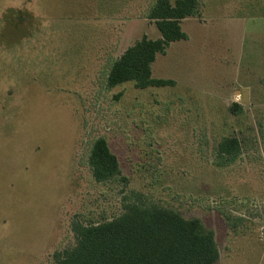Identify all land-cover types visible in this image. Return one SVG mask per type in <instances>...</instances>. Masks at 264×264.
Instances as JSON below:
<instances>
[{
  "label": "rangeland",
  "instance_id": "rangeland-1",
  "mask_svg": "<svg viewBox=\"0 0 264 264\" xmlns=\"http://www.w3.org/2000/svg\"><path fill=\"white\" fill-rule=\"evenodd\" d=\"M154 1L0 0V264H56L73 220H111L138 197L213 231L217 264H264V0L238 21L202 1L151 65L174 86L109 88L114 60L161 38ZM226 137L242 152L220 167ZM98 138L122 178L95 181Z\"/></svg>",
  "mask_w": 264,
  "mask_h": 264
},
{
  "label": "trees",
  "instance_id": "trees-1",
  "mask_svg": "<svg viewBox=\"0 0 264 264\" xmlns=\"http://www.w3.org/2000/svg\"><path fill=\"white\" fill-rule=\"evenodd\" d=\"M203 0H155L147 18L155 21L161 38L144 36L111 64L106 83L115 88L133 82L139 89L174 86L172 80L155 79L151 65L157 54L165 53L171 42L185 40L180 24L198 17ZM235 108L241 110L238 105ZM236 137L223 138L217 146V165L235 163L241 155ZM88 163L98 183L122 178L119 161L105 138L96 139ZM72 231L76 244L55 254L56 264H217L220 253L213 231L198 219H186L180 213L144 200L123 203L116 218L99 223L75 219Z\"/></svg>",
  "mask_w": 264,
  "mask_h": 264
},
{
  "label": "crops",
  "instance_id": "crops-1",
  "mask_svg": "<svg viewBox=\"0 0 264 264\" xmlns=\"http://www.w3.org/2000/svg\"><path fill=\"white\" fill-rule=\"evenodd\" d=\"M170 1H171L172 4H174L176 0L174 2L172 0H170ZM225 2H224L225 4L224 3L218 4L217 9L218 10H222L224 8L227 11V13L231 14V15H229L231 17H228V18L229 19H236L237 21L241 20V18L246 19V17H241V15L243 13H245V9L246 8H248L249 10L250 9L252 10L253 6H255L257 9L260 8V5H258V2L257 1H253V0H225ZM202 8H204V5L203 6L201 5V11H200L199 17L201 16V12L203 11ZM104 13L107 14L106 12H104ZM253 16H256V15H253ZM252 18L254 19L256 17H252ZM188 19H190V18H188ZM188 19H186V20H188ZM249 19H250V17H249ZM104 20L105 19L102 17V18L99 19V22H102ZM186 20H183V21H186ZM229 22H231V24H230L231 26H234V28H238L239 29V26L237 25V23H234L232 20L229 21ZM105 27H108V25L104 24V29H106Z\"/></svg>",
  "mask_w": 264,
  "mask_h": 264
}]
</instances>
